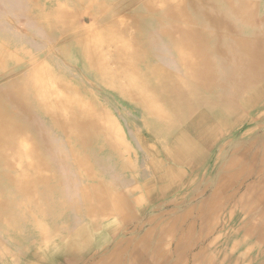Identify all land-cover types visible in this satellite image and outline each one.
Returning a JSON list of instances; mask_svg holds the SVG:
<instances>
[{"label": "bare ground", "instance_id": "obj_1", "mask_svg": "<svg viewBox=\"0 0 264 264\" xmlns=\"http://www.w3.org/2000/svg\"><path fill=\"white\" fill-rule=\"evenodd\" d=\"M88 1H59L48 12L41 8L33 13L27 0H0V47L4 50L1 52L4 55L8 48L13 62L25 68L17 82L5 81L0 86V264L17 261L21 264L19 255L26 250L36 258L28 264L84 263L89 257L69 252L73 246L67 244H63L67 253L62 246L59 258L56 255L41 258L43 252L60 246L63 239L61 226L47 222L54 217V195L71 215L72 226L83 220L77 209L95 221L105 220L111 214L121 217L124 209L130 216L134 203L143 200L134 196L137 190L146 191L149 201L155 202L168 191L180 188L184 171L195 173L202 169L210 150L227 133L234 135L239 125L252 126L245 131V146L230 151H226V146H217L219 157L226 151L231 158L217 165L214 194L207 207L200 208L199 219L208 222L209 227L219 222L225 229L232 228L226 233L224 243L243 254L225 256L224 263H253L264 245V237L251 244L254 225L264 217L245 227L241 226V217L240 221H233L242 203L251 210L263 206L264 175L250 184L249 193L240 205L235 201L226 203L223 195L234 192L242 180L252 176L260 160L255 147L264 151V134L259 133L264 122V80L261 79L264 53L260 50H264V38L254 42L255 50L251 48V40L237 41L246 52L245 65L256 73L255 94L253 91L244 97L204 98L193 91L192 80L211 82L207 55L211 40L209 34L195 26L190 14L195 15L194 8H199L205 0H140L136 3L138 12L131 15L126 12L131 7L123 8L120 0H101L100 4L99 0ZM135 2L132 1L133 6ZM222 2L242 24L255 26L259 22L256 13L263 8L260 3ZM198 12L205 16L202 9ZM84 13L91 14L90 29L83 23ZM212 21L218 25L216 18ZM20 27L50 42L56 36L59 42L71 36L62 54L70 61H81L97 79L138 104L145 123L152 128V138L169 143L164 149L168 163H147L157 178L147 180L143 188H133L136 179L129 172L133 171V163L125 161L123 147H126L116 124L95 108L98 104L94 106L79 80L69 81L68 68L57 58L55 48L48 50L47 58H42L36 40L27 39ZM161 28L176 44L183 77L154 66L159 58L154 47L163 44ZM9 72L13 71L5 74ZM203 105L221 106L224 112H201ZM256 119L262 123L253 127ZM129 138L137 153L136 165L143 167L149 148L140 138L131 134ZM140 174V180L148 175ZM157 179L166 183L163 189L155 188ZM125 188L128 190L124 196L121 193ZM255 193L259 194L257 199ZM127 218L124 217L125 222ZM117 251L112 250L109 258L101 259L99 264H115ZM216 256L217 253L211 254L210 263L213 264Z\"/></svg>", "mask_w": 264, "mask_h": 264}, {"label": "rangeland", "instance_id": "obj_2", "mask_svg": "<svg viewBox=\"0 0 264 264\" xmlns=\"http://www.w3.org/2000/svg\"><path fill=\"white\" fill-rule=\"evenodd\" d=\"M59 1L65 0H27L31 5L33 13L39 12L41 8L48 12L53 7H57V2ZM114 1H121L125 9L131 7L126 11L130 15L132 12H138L136 3L139 4L140 0H136L134 6L132 4L133 0ZM97 3L100 4L101 0ZM33 5L35 6L33 7ZM109 15L111 16V12ZM81 16L84 18L83 23L90 29L91 21L89 18L91 14L84 13ZM10 28L14 31L13 27L10 26ZM92 29L95 28L93 27ZM20 31L24 33L27 39L33 38L36 40L42 51L40 53H43L41 55L42 58L49 54L48 50L54 48L58 54L57 58H59L61 62L66 58L61 51L63 48L68 47L71 36H69L66 41L61 40V42L57 40L59 36H56L53 41L50 42L40 35H32L25 27H20ZM58 42L59 44H57ZM29 43L31 44V41ZM27 48L29 50V47ZM56 48H58V50ZM7 49H5L3 55L2 52L4 50L0 47V55L2 58V63H0V76L2 75V77H0V86L5 81V83L11 81L17 82L18 78L23 74L22 70L25 69L21 64H17L15 61L13 62V59L10 58L7 53ZM63 65H65L64 62ZM8 71L13 72L5 74V72ZM140 120H142V122L146 121L143 112ZM263 127L264 122L261 126L262 131L261 129L259 131V133L262 132L261 134H264ZM245 131L246 127L237 128L234 135L227 133V136H224L220 140V144L218 143L216 145L226 146V151L235 148L242 150L246 142L244 139ZM217 146L210 150L205 166L193 173V177L189 176L180 183L181 187L178 193L156 203L150 202L146 194V199L144 201L134 203L133 209L130 211V216H128L126 209L123 210L121 217L115 215L112 235L113 241L107 243V248L106 246L102 248L99 244L97 258L94 257L89 264L94 263V261L96 264H99L101 259L109 258L110 254H112V250L114 252V250L117 249L118 251L114 254V257L116 256L114 260L115 264H212L210 263V257L211 254L214 255L215 253H217V256L213 260V264H226L223 259L225 256H239L243 254V251L234 250L229 246L227 247L224 243L226 233L228 231L231 232L232 228L229 227L225 229L223 224L219 222L209 227L210 225H208V222L205 223V221L199 219L200 208H206L207 202L213 197L216 186L214 171L217 165L219 166V164H223L231 158L226 151V153L222 152V156L219 157L218 153L220 151ZM24 147L25 146H23V150ZM255 149L259 150L260 155L258 167L254 170L250 178L242 180V183L240 182L239 185H237L234 192H225L223 198L226 200V203L232 204L235 201V203L240 205L243 197L249 193L248 187L250 184L264 175V151L260 147H255ZM219 159L220 163L218 162ZM187 173L191 174L190 172ZM258 196L259 194L257 193L255 195L256 199ZM228 208H231V206ZM73 211L74 210H71L70 212ZM125 216L128 217V221L126 222L124 220ZM261 216L264 217V204L260 209L251 210L248 208L247 204L242 203L240 205L239 214L233 222L240 221L241 217V226L245 227ZM50 224L57 225L56 222ZM254 227H256L255 235L251 238V244H256L257 240L264 237V220H262L261 223H256ZM180 243L181 246H179ZM56 248L57 247L54 249ZM257 253L258 256L251 264H264V245L259 248ZM19 259L22 261L21 264H25L36 258L32 257V255L30 256V253L25 251L19 255ZM87 262H89V259L85 263Z\"/></svg>", "mask_w": 264, "mask_h": 264}, {"label": "crops", "instance_id": "obj_3", "mask_svg": "<svg viewBox=\"0 0 264 264\" xmlns=\"http://www.w3.org/2000/svg\"><path fill=\"white\" fill-rule=\"evenodd\" d=\"M215 1L216 2L214 3H210L205 0V2L200 5L199 8L202 9L203 13L205 14L204 17L199 15L200 12H198V7L194 8L197 9L195 10V15L190 14L195 26L197 28L203 29L205 33L209 34L211 40V43H209L210 45L208 44L207 46L208 62L209 65H211V82L210 79L207 80V83H201L197 79H194V81L192 80L194 84L193 91L196 92L197 95L209 99L227 98L237 95L239 97H244L247 94H252L253 91V94H255L256 88L258 87L254 83L256 81V73L252 67L245 65L247 63L245 60L247 57L245 54L246 52L244 49H241L238 46L237 41L246 39L251 40V48L252 50H255L254 46L256 44L254 42L258 38H264V0H253L255 3H260L261 8L263 7L260 11L257 10L256 19H258L259 22L256 23L255 26L242 24L237 16L229 11L228 7L224 5L225 3H223L222 0ZM214 18L218 20V25L213 23L212 19ZM160 31H162V28ZM160 36L163 44L154 47L159 55V58H157L155 61L154 66L163 69L172 75L174 74V76L183 77V64L179 59L180 57L176 44L164 31H162ZM260 50L264 53L263 49ZM63 62L68 68L67 71L69 81H74L77 83L76 80H79L78 84L80 86H84V88L87 89L94 106L96 104L99 105H96L95 108L99 109L102 114H105L109 119H112L114 124H116L119 137H122L123 144L126 147H123V156L125 161L133 163V171H129L132 175L131 177L136 179L133 188H138L140 186L143 188V184L146 183L147 180L151 179L152 177L157 178L156 175L154 176L150 164L147 163H168L170 161L167 158V154L164 153L167 152L164 151V149L165 145L169 144L168 141L165 139L159 141L158 139L152 138V128L140 120L142 109L137 103L130 101L128 96L119 93L114 88L109 87L97 79L95 75L88 72L81 61H70L64 58ZM246 72L249 73L248 76L246 75ZM261 79L262 81L264 80V72H262ZM202 111H207L209 113H222L224 112V107L219 106L210 108L203 105L201 107V112ZM136 114H139L140 117H136ZM260 122L256 119L253 123V127L258 126ZM248 126L239 125L236 126V128L239 129L246 127V129H248L252 127ZM130 134L131 136L140 138V140L149 148V154L146 158L147 162L143 167L136 165V163H138L136 162L137 153L130 144ZM206 156H208V153ZM170 166L172 167L173 165ZM161 167L162 166L160 165L158 170H161ZM140 172H143L145 175L147 172L148 175L144 177V180L139 179L141 175ZM184 174L185 177L181 181L185 180L189 176H194L193 173L188 174L187 171H184ZM155 183V188L157 189H163V187L166 185L164 181L158 179L155 180ZM127 190L128 188L122 189L121 194L124 196L127 195ZM141 190H137L134 196L143 197L142 201H144L146 199L145 196L147 193L146 191L144 192V190ZM179 190L180 188L176 187L172 191H168L165 193V195L160 196L155 201V203L167 199L171 195L178 193ZM53 198H55V200L53 199L54 204H52L55 206L53 208L54 217L53 219H49L47 222H56L58 227L61 226L60 230L62 232L63 239L60 243V246H57L56 249L53 248L52 250H49L48 253L43 252L41 258L44 256L49 258L54 255L59 258L61 251L60 249H62V246L65 248L64 252L67 253V251H65L66 247L63 245L67 244L73 246V250L70 249L69 252L74 251L79 254H85L87 257H89V262H84V264H89L94 257L97 258L99 244L100 247L103 248L106 246L107 248V243L113 241L112 235L115 224V215L111 214V216L105 220L103 219L95 221L92 220V218H88L87 215H82L79 212V209H77V214L79 216H83V220L72 226V220L68 210L63 208L61 200H57L55 195ZM16 264H20V262L17 261ZM92 264H96V262L94 261Z\"/></svg>", "mask_w": 264, "mask_h": 264}]
</instances>
